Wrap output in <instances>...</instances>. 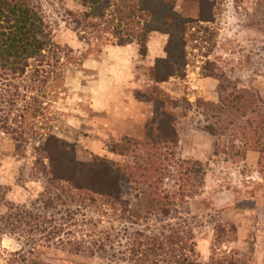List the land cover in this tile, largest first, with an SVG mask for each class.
<instances>
[{
	"label": "rangeland",
	"instance_id": "1",
	"mask_svg": "<svg viewBox=\"0 0 264 264\" xmlns=\"http://www.w3.org/2000/svg\"><path fill=\"white\" fill-rule=\"evenodd\" d=\"M30 1L44 16L53 63L32 64L27 77L17 81L21 100L7 110L16 130L23 106L34 105L39 109L31 120L34 131H50L74 144L78 161L126 164L133 158L119 148L143 141L147 125L162 109L176 121L179 159L195 162L204 174L194 183L196 196L168 220L132 224L120 212L62 205L56 223L71 226L76 241L95 251L75 255L60 240L12 231L13 208L41 211L47 178L35 162L39 140L16 142L0 124V264L18 253L38 264H137L128 255L130 237L169 226L189 232L203 263L228 255L242 264H264V6L257 9L264 0H211L215 21L201 24L197 2L167 0L196 22L188 34L186 75L165 82L158 80L156 62L166 57V35L151 34L142 57L137 44L119 47L109 35L103 36L111 41L99 40L85 19L88 0ZM101 79L97 87L116 101L110 102L111 113L99 115L90 110V90ZM121 190L131 209H143L137 185L123 183ZM98 247L104 252L96 253Z\"/></svg>",
	"mask_w": 264,
	"mask_h": 264
},
{
	"label": "trees",
	"instance_id": "2",
	"mask_svg": "<svg viewBox=\"0 0 264 264\" xmlns=\"http://www.w3.org/2000/svg\"><path fill=\"white\" fill-rule=\"evenodd\" d=\"M200 5L201 23L215 21V2L192 0ZM85 19L88 26L99 34V40L127 47L137 44L142 57L148 54V43L153 33L168 37L166 57L156 62L160 82L183 78L188 66V34L196 21L184 18L167 0H88ZM260 12L264 4L258 2ZM263 4V5H262ZM264 14V9L263 12ZM264 26V16L262 17ZM53 44L46 37V22L42 12L30 0H0V124L2 131L16 142L38 139L34 148L35 162L47 178V189L39 197L42 209L38 212L15 209L8 222L15 234L22 231L45 239L60 240L70 253L95 254L81 240L76 241L71 226L56 223L61 215L59 208L65 204L92 207L97 211L120 212L123 220L132 224L147 223L152 218L159 221L180 214L186 202L196 196L194 183L204 174L195 162L181 161L178 157L179 135L176 121L162 109H157L154 119L147 125L142 141L132 140L121 146L119 152L133 161L126 164L97 158L90 163L78 161L76 146L50 131H34L32 119L38 118V108L23 106L22 123L16 130L10 123L8 109L19 105L22 97L17 81L24 80L32 64L37 67L53 63L49 54ZM60 50V48H57ZM61 56H57L60 59ZM40 73V72H39ZM41 77V76H39ZM40 81V78H37ZM225 89V88H224ZM34 90V89H32ZM227 90V88H226ZM224 90V94L226 93ZM230 98V97H229ZM37 102V100H36ZM227 102V101H226ZM230 102V100H229ZM38 103V102H37ZM4 105L8 108L4 109ZM223 111V110H222ZM253 141H256L253 139ZM259 142V141H258ZM258 143H256L257 145ZM262 157L264 150L261 151ZM173 182L174 186H170ZM123 183L137 185L142 191V210L131 209L121 198ZM56 211V213L54 212ZM109 211H107L109 213ZM53 218H49V213ZM29 230V231H28ZM62 236L66 237L63 241ZM128 255L137 264H242L233 256L214 255L206 263L196 256L189 232L170 227L159 233L136 232L130 237ZM94 247V246H93ZM98 247L97 252H104ZM4 264H38L18 253Z\"/></svg>",
	"mask_w": 264,
	"mask_h": 264
},
{
	"label": "crops",
	"instance_id": "3",
	"mask_svg": "<svg viewBox=\"0 0 264 264\" xmlns=\"http://www.w3.org/2000/svg\"><path fill=\"white\" fill-rule=\"evenodd\" d=\"M102 82L103 79H101L98 84L96 83L94 87L92 85L90 90V110H92L94 114L99 115L104 113H111L112 111H110L109 108H112L113 105L110 102L116 101L115 98L109 99L107 96L103 95V91L100 90L101 87H97L98 85H101ZM112 118H114V116L108 115L109 120L112 121Z\"/></svg>",
	"mask_w": 264,
	"mask_h": 264
}]
</instances>
